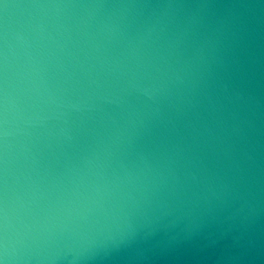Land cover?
<instances>
[{
	"label": "clouds",
	"instance_id": "clouds-1",
	"mask_svg": "<svg viewBox=\"0 0 264 264\" xmlns=\"http://www.w3.org/2000/svg\"><path fill=\"white\" fill-rule=\"evenodd\" d=\"M0 264H264V0H0Z\"/></svg>",
	"mask_w": 264,
	"mask_h": 264
}]
</instances>
